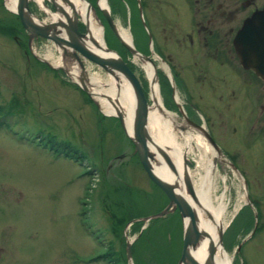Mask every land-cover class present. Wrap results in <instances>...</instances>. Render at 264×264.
Returning <instances> with one entry per match:
<instances>
[{
    "label": "rangeland",
    "instance_id": "obj_1",
    "mask_svg": "<svg viewBox=\"0 0 264 264\" xmlns=\"http://www.w3.org/2000/svg\"><path fill=\"white\" fill-rule=\"evenodd\" d=\"M88 1L95 11V0ZM112 1V9L123 13L124 7L117 0ZM5 5L8 8L6 1L0 0V264H113L108 260L113 253L117 264H127L123 253L125 237L133 238L132 264H177L184 244L178 212L170 211L142 222L133 220L160 212L168 200L150 182L139 161L123 155L127 148L125 139L130 138L126 128L73 86V71L68 75L61 68H53L55 72L46 69L47 63L66 64L60 61L50 40L34 39L31 54L26 49L25 36H20V44H16L10 26L15 22L22 28L17 16ZM124 6L127 20L114 15L115 24L128 31V22L135 46L141 49L140 20L131 4ZM29 8L35 21L48 19L44 6L35 0H29ZM104 24L102 37L106 46L125 63L132 62L126 64L137 76L148 103H152L150 82L144 72L146 62L126 55ZM46 55L50 56L48 60ZM85 63L87 76L96 74L101 83L107 84L110 77L100 67ZM157 89L164 110L172 118V131L178 139L185 137L188 131L176 125L180 118L166 89L159 85ZM176 99L181 104V98ZM192 138L198 140L196 145H192ZM57 144H64L65 148ZM204 145L193 134L184 155L189 162L187 168L194 174L191 183L197 186L198 177L205 173L201 163ZM116 154L123 157L116 159ZM205 155L209 158L208 150ZM109 162L112 166L107 173ZM96 166L100 183L95 176ZM212 167L213 202L224 193L225 203L228 192L233 203L239 202L238 180L227 176L224 166ZM128 220L133 221L127 223ZM221 248L229 264H242L234 255V245L226 250L221 244Z\"/></svg>",
    "mask_w": 264,
    "mask_h": 264
},
{
    "label": "flooded vegetation",
    "instance_id": "obj_2",
    "mask_svg": "<svg viewBox=\"0 0 264 264\" xmlns=\"http://www.w3.org/2000/svg\"><path fill=\"white\" fill-rule=\"evenodd\" d=\"M117 1L124 12L114 11L113 1L107 0L110 17L114 22V15L126 19L124 5L134 7L142 29L141 49L135 46L128 22L125 26L133 47L145 57L143 61L152 63L157 84L174 103L180 118L176 125L203 139L211 165L224 166L226 175L238 180L239 202L231 201L230 192L223 201L222 246L228 250L234 245V255L242 264H264V61L263 72L255 69L260 64L258 54L264 51L259 46L264 45V36L239 34L251 13L264 8V0ZM257 27L264 32V24ZM9 32L16 44L22 35L27 44L26 32L15 22ZM192 139L196 145L198 140ZM125 142L123 155L137 162L132 141L126 137ZM111 166L109 162L107 173ZM98 169L95 176L100 183ZM110 256L117 264L115 254Z\"/></svg>",
    "mask_w": 264,
    "mask_h": 264
},
{
    "label": "water",
    "instance_id": "obj_3",
    "mask_svg": "<svg viewBox=\"0 0 264 264\" xmlns=\"http://www.w3.org/2000/svg\"><path fill=\"white\" fill-rule=\"evenodd\" d=\"M83 1H85L86 3V10H91L99 21L98 17L95 14L92 4L88 0ZM48 2L52 6V13H55L57 16L56 19H50L45 22H37L34 20L35 17L28 7V0H16V9H7L18 16L22 28L28 34V41H30L33 37H42L50 40L54 44V46L58 49L57 54L59 55L61 62L66 63L63 64L65 66V68L62 67L63 71L66 74L70 75L69 72L72 69H77L78 76L77 81L75 80V83L79 85V87L98 106L99 104L95 101L92 92L88 90V76L85 70V61H89L90 63L97 65L107 75H110L114 79H119L118 75H120L128 82L131 92L134 96L132 134L128 135L132 140L134 151L137 153L139 162L147 177L156 186H158L168 198L167 205L160 212L151 216H146L142 218V220H147L154 216L165 214L169 211H173L176 208L179 213L182 224L184 242L177 264H213V258L216 248L215 244L213 243L208 244L207 257L204 263L199 262L192 254V251L195 249L200 239L205 237L207 233L204 230L199 229L197 225L198 216L196 209L200 206V203L195 194L191 180L187 175V165L185 161L183 160L182 162L185 168H183L180 175L183 184V194L175 191V189L178 188V184H176L175 182L165 181L153 172L152 162H158V160H156V157L159 156L164 166L170 171L173 178H179L177 168L172 163L167 153H165V151H163L157 145V143L152 139L149 134V131L147 129L148 103L137 77L115 51L114 52L116 53L117 58L111 56L104 57L103 55L95 53L88 47V45L85 43V38L88 37L89 32L88 26L84 21L79 19L78 15L76 14L73 0H48ZM97 7L101 11L107 25L110 27L114 35L121 42V44L132 55H138L140 56V58H145L141 53L137 52L133 48L130 42L128 43L120 37L117 27L115 26L109 15L107 7L103 8L98 6V4ZM67 8L70 9V14H68ZM78 22L82 23L84 27L83 31H79ZM263 24L264 8L254 11L251 16L244 21L243 27L240 29L239 34H243L246 37L264 36L262 27H260V29H258L257 27V25ZM89 40L97 46L95 40L92 37H89ZM259 46L261 47V49L264 48V45L261 43ZM108 51L111 50L106 48V51L104 53H107ZM258 58L260 64L257 65L255 69L256 72L259 71V73H261L263 72L261 62L264 61V51L259 52ZM69 65L71 67H68ZM114 115L119 119L120 124L125 129L123 122V114L116 113ZM166 148L168 147L166 146ZM184 194L187 195L189 199H187ZM204 212L207 216L211 217V215L207 211ZM184 219H186V221H184ZM221 231L222 228L220 227L217 231V243L220 245ZM129 247L130 241H126L125 254L128 264H131Z\"/></svg>",
    "mask_w": 264,
    "mask_h": 264
},
{
    "label": "bare ground",
    "instance_id": "obj_4",
    "mask_svg": "<svg viewBox=\"0 0 264 264\" xmlns=\"http://www.w3.org/2000/svg\"><path fill=\"white\" fill-rule=\"evenodd\" d=\"M8 8L11 10L16 9V0H5ZM35 2L41 4V0ZM75 12L78 15L79 19L84 21L88 26V37L85 38V43L88 47L93 50L95 53L99 55L111 56L117 58V55L113 51H106V46L103 41L102 33L103 28L102 25L98 22L94 13L89 10H86V3L83 0H73ZM98 4L100 7H107L106 0H99ZM45 8V12L48 15V19H56V14L54 15L51 11ZM68 14L71 13L70 9L67 8ZM49 19V20H50ZM120 37L126 42H130V34L127 30L122 27L117 28ZM89 37L93 38L97 44H93ZM58 50V49H57ZM51 56V52L48 51ZM48 55L45 56V59L48 60L50 57ZM135 58L145 60L144 58H140L138 55H133ZM56 63V62H55ZM52 64V63H51ZM86 64V63H85ZM57 65L60 63L57 61ZM69 67V66H68ZM71 73L74 80H77L78 70L72 69ZM144 72L146 77L148 78L151 86V100L152 103H148L147 108V129L149 131L152 139L157 143V145L167 153L172 163L177 168V172L179 178L174 179L171 175L170 171L164 166L161 158L159 156L156 157L158 162H152L153 172L160 177L161 179L168 182H175L178 184V188L175 191L184 193L183 184L181 181V171L183 170V160H185V152L189 150V142L191 139L190 132H186L187 135L177 137V135L172 131L171 122L172 118L168 111H165L162 105V100L158 95L157 82H156V74L155 68L151 62L145 63ZM109 81L107 84H103L99 81V78L96 74H88L87 77V85L90 88L95 100L99 102L100 108L102 112L108 115L121 113L123 114L125 120V128L129 135L132 134V119H133V108H134V96L131 92L130 86L128 82L120 75H118L119 79H114L110 75ZM117 96V97H116ZM116 97V98H115ZM174 126V125H172ZM150 128V130H149ZM200 139V137L198 136ZM182 140L183 142H180ZM203 140V139H202ZM204 142V141H203ZM166 146L168 148H166ZM186 147V148H185ZM166 148V149H165ZM185 148V149H184ZM207 145L203 147V154L201 163L203 167H205L204 175H200L199 185H195L193 182V188L195 194L199 200L200 206L197 207V216H198V228L204 230L207 235L200 239L195 249L192 251L193 256L201 263L206 261L207 257V247L209 243L215 244V253L213 258V264H229V260L225 253L222 252L221 245L217 243V231L220 227H222V222H225L224 215V203H223V193L221 196L216 197V202H213L215 199H212L211 191L214 182L213 175V167L209 161V158L206 157L205 151L207 150ZM184 150V151H183ZM209 153V152H208ZM207 161V162H206ZM209 161V162H208ZM187 175L191 180L194 174L188 168H186ZM191 176V178H190ZM192 181V180H191ZM185 195V194H184ZM187 199V195H185ZM204 211H207L211 217L207 216ZM186 221V219H184Z\"/></svg>",
    "mask_w": 264,
    "mask_h": 264
},
{
    "label": "trees",
    "instance_id": "obj_5",
    "mask_svg": "<svg viewBox=\"0 0 264 264\" xmlns=\"http://www.w3.org/2000/svg\"><path fill=\"white\" fill-rule=\"evenodd\" d=\"M98 14H99V16H101V13H100L99 11H98ZM37 61H38V60H37ZM46 69L53 70V69H51V68H47V67H46ZM59 146L62 147V148H65V147H64V146H65L64 144H63V145H59ZM68 151H72V150H69V149H68ZM72 152H73V154H76L75 151H72ZM73 154H72V155H73Z\"/></svg>",
    "mask_w": 264,
    "mask_h": 264
}]
</instances>
